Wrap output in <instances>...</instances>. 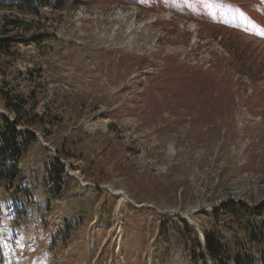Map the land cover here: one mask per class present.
Returning <instances> with one entry per match:
<instances>
[{
  "label": "rangeland",
  "instance_id": "1",
  "mask_svg": "<svg viewBox=\"0 0 264 264\" xmlns=\"http://www.w3.org/2000/svg\"><path fill=\"white\" fill-rule=\"evenodd\" d=\"M37 2L0 11L31 25L0 86L56 116L0 180V264H215L196 233L244 234L215 209L264 208V0Z\"/></svg>",
  "mask_w": 264,
  "mask_h": 264
},
{
  "label": "trees",
  "instance_id": "2",
  "mask_svg": "<svg viewBox=\"0 0 264 264\" xmlns=\"http://www.w3.org/2000/svg\"><path fill=\"white\" fill-rule=\"evenodd\" d=\"M4 9L29 11L31 13H38L40 10L37 0H0V11ZM4 19L7 21L3 23L0 29V56L9 57L11 55L14 56L11 50L18 40L14 36L8 35V26H21L26 31H30L31 25L7 15H4ZM32 39L39 47L42 46V44L38 43L40 41L38 36L35 35ZM4 86H6V83L0 86V108L8 109L14 115V119L11 120L4 114H0V180L6 179L8 182H12L20 172L21 159L28 152L30 146L38 139L33 129L36 126L39 128L44 127L45 123L53 124L56 116L54 114L46 118L47 112L41 115L35 112L38 101L36 96H34L36 95L34 94V89H31L28 96L25 97L12 94V87L7 89ZM45 131L42 130V135L45 140H49L47 136L51 132ZM57 151L59 156L65 159L63 148L59 149L58 147ZM55 167L59 168V172L63 173L64 165L61 161L57 160ZM245 207L246 205L243 202L228 200L220 208L215 209L216 214L223 212L227 215L226 218L229 221L238 223V228L234 231L235 236L238 232H243L244 234L236 238L233 248L231 242L225 241L224 237H221L216 230H203L202 236L196 233L198 244L202 248L203 258H210L215 264H264V208L261 207L252 213L255 218L260 219V222L247 225L244 223L245 220L249 222L247 215L250 210ZM179 222H181L180 218L176 222L178 230L181 228L187 229L189 224L185 222L184 226H179ZM247 241L251 242L252 247L256 249L257 257L254 256V260L244 258V251L238 246L239 243H242V246L245 247ZM247 257L249 258V256ZM225 259H228V262Z\"/></svg>",
  "mask_w": 264,
  "mask_h": 264
},
{
  "label": "water",
  "instance_id": "3",
  "mask_svg": "<svg viewBox=\"0 0 264 264\" xmlns=\"http://www.w3.org/2000/svg\"><path fill=\"white\" fill-rule=\"evenodd\" d=\"M0 112H2L3 114H4V112L0 109ZM40 140L42 141V143L44 144V145H46V146H49V144H47L46 142H44L43 141V139L40 137ZM56 158H57V156H56ZM58 160H60L59 158H57ZM62 161H64V160H62ZM117 193V192H116ZM127 197V196H126Z\"/></svg>",
  "mask_w": 264,
  "mask_h": 264
}]
</instances>
